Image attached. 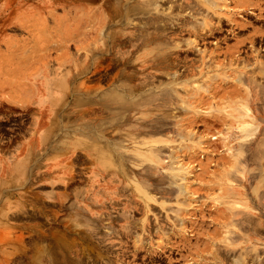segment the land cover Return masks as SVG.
<instances>
[{"label":"rangeland","instance_id":"374dc122","mask_svg":"<svg viewBox=\"0 0 264 264\" xmlns=\"http://www.w3.org/2000/svg\"><path fill=\"white\" fill-rule=\"evenodd\" d=\"M108 1L0 0L13 264H264V0H126L146 41L103 53Z\"/></svg>","mask_w":264,"mask_h":264},{"label":"bare ground","instance_id":"6f19581e","mask_svg":"<svg viewBox=\"0 0 264 264\" xmlns=\"http://www.w3.org/2000/svg\"><path fill=\"white\" fill-rule=\"evenodd\" d=\"M124 2H127V1L126 0H117L118 4H116V5H117L119 10L117 13H114L112 16L111 15L109 16V14L107 13V9L110 10L109 9L110 3H109V1L106 2L107 3L106 8L102 12V21H101L100 27L96 29V39H95L94 44H93L94 46L100 45L101 47H105L103 49V53H108V52L111 53V52L118 51V50L122 51V50H125L127 48L133 49L137 45H139V44H136L138 42V40L141 43H142V41L145 40V35H144L145 31L139 26L146 25V23H142L138 26L131 25L130 24L131 20H133V17L135 15H139V13L137 12V10L133 11L130 7L124 8L122 6ZM143 7L147 10H151L153 8V10L155 11L158 9L159 5H158L157 0H149V1L147 0L145 3H143ZM143 15L144 14H142L141 16H143ZM70 22H73L75 24L74 33L77 36L76 39L78 41V44H80V46L82 47V48L79 47V50L80 49L85 50L87 47V43L85 41H83L85 39V34H84L85 33L84 32L85 23L82 21H80V23H79L76 19L66 15L65 16V23H66L65 29L66 30L70 29V27H69ZM159 25L160 24H157L156 20L153 21L152 28L154 29L155 32L161 31ZM164 27H165V25H163V30H164ZM108 28H112V29L107 30ZM65 35H67L66 37L69 38V35H70L69 31H66ZM78 37H82V38H80V40H78ZM158 40H160V39H158ZM65 41L69 42L70 40L66 39ZM163 41L167 42V40H163ZM124 55L125 54H121V57H123ZM85 56H87V55L85 54ZM10 206L11 205H9V203L6 205L7 211L4 214L6 219H11L13 216ZM4 240H5V242H4L5 245L3 244L4 246L2 245L0 248V257H1L4 264H13L16 249L12 244L15 242L22 243V237L19 235L16 236L13 229L8 228V237H6L3 240L1 239L0 241L3 242ZM8 248H10L11 251H8L7 250Z\"/></svg>","mask_w":264,"mask_h":264}]
</instances>
